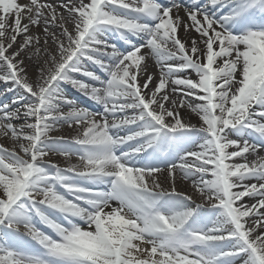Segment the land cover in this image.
Returning a JSON list of instances; mask_svg holds the SVG:
<instances>
[{"label": "snow or ice", "instance_id": "6c2138e0", "mask_svg": "<svg viewBox=\"0 0 264 264\" xmlns=\"http://www.w3.org/2000/svg\"><path fill=\"white\" fill-rule=\"evenodd\" d=\"M0 83V264H264V0H0Z\"/></svg>", "mask_w": 264, "mask_h": 264}, {"label": "bare ground", "instance_id": "6f19581e", "mask_svg": "<svg viewBox=\"0 0 264 264\" xmlns=\"http://www.w3.org/2000/svg\"><path fill=\"white\" fill-rule=\"evenodd\" d=\"M28 2H29V0H18V3H20V4H27ZM46 2L52 3L55 6H59L62 3V0H46ZM63 2L67 3L68 0H63ZM75 2L78 3L79 0H75ZM84 2L87 3L88 0H84ZM171 2H172V0L166 1L165 3H171ZM182 2L185 3V4H188L184 0H182ZM58 11H64V10H63V8H58ZM64 14L67 15L66 12ZM174 15H175V11H174ZM179 16L182 17L185 21H187V19H188V17L186 16V14H185V12H184L183 9L179 10ZM23 22L24 23H28L27 20H24ZM9 23H11V21H9ZM68 27H69V30H71V25H69ZM36 28L37 27H33L32 28V32L33 33H36V32H34V30ZM37 29L39 30V35L41 36L42 42H43V30H42L43 29V26H41L40 28H37ZM52 30L55 31L57 34H59V32H60V29L58 27L57 28H53ZM196 35L197 34L195 32H191L190 34H186L183 28H181L180 31H179L180 38L182 40L187 39V40H189V42H190L191 37H195ZM18 39H20V38H18ZM50 46L54 48V45H51V41H50ZM154 62H155L154 59H150L148 61V72L150 74H153L158 79L159 78V75H160V69L158 68L159 66L156 64V62L155 63ZM155 64H156V66H155ZM25 65L28 68L29 75L34 79L35 78V74H36L35 73V65L34 64H31L27 59L25 60ZM93 70L98 71L96 69H93ZM188 75H190L193 79H196V76H195L194 73L189 72ZM155 82L156 81L154 80L153 81V84L150 85V88L155 85ZM141 83H143V80H141ZM4 87H5V85L3 83H0V88H4ZM12 97H13V93H7L6 96H5L6 99H4L3 102H9V101H11L12 100ZM71 98L74 99V100H76V102L79 105L81 104V102L83 100L82 98L79 99L78 98V95L76 93H74V92H72ZM96 108H98V106ZM64 110L67 111L66 108ZM93 110H95V109H93ZM181 115L186 120H190L191 123H193V124H199L200 123L199 120H198V118L197 119H194V117H196L195 114H190L189 110H181ZM98 119H99V117H98ZM69 134H70V128L67 125L60 126L58 131H53L51 133V135L53 137H60V136H63L64 137V136H67ZM2 138H5V137L2 136ZM190 147H192L193 150L196 149V146L195 145H191ZM258 155L259 156H264V149H261L259 151ZM254 157H255L254 155L249 154L248 157H247L248 162L251 163L253 160H250V159H254ZM74 161H76V160H74ZM237 162L239 163V162H244V161L238 158L237 159ZM72 163H73V165L78 164L77 161L76 162H72ZM69 164H71V163H69ZM159 175L160 176L163 175V176H166L167 177V171H165V172H163V173H161ZM253 182H255V181H248V183H253ZM176 190L178 192L184 193L186 195H189L190 193L195 192L193 190L192 186H191V182L185 181V180L181 179L180 176H179V174H177V179H176ZM199 198H200V196H199ZM245 199H246V201H247V203L249 205H251L252 203H254V201L251 200V199H248V198H245ZM193 200L196 203H201L202 202L201 198L200 199L193 198ZM208 207L206 206L205 208H208ZM262 211H264V210H262Z\"/></svg>", "mask_w": 264, "mask_h": 264}, {"label": "rangeland", "instance_id": "374dc122", "mask_svg": "<svg viewBox=\"0 0 264 264\" xmlns=\"http://www.w3.org/2000/svg\"><path fill=\"white\" fill-rule=\"evenodd\" d=\"M34 32L39 34V30L37 28L34 30ZM197 118L198 117H194V119H197ZM75 135H76V131L73 128H70V134L67 135V136L71 139ZM0 144L4 145L5 147H8L10 149L13 147L12 141L9 138H6V137L2 138V135H0ZM17 151H19V150L17 149ZM255 159L256 158L254 157V159H250V160H255ZM46 160L47 161H51V162H53L56 165H60L61 164L60 167H68V164H69L68 159H65V157H63L61 155L50 154L48 157H46ZM75 160L78 162V164L80 163L78 157H76ZM160 179H161V183L163 184L164 188L168 189L169 188V181L166 179V176L161 175ZM189 195L192 196L195 199H197V198L200 199L199 198V194L196 193V192H192ZM38 226L41 227L42 230L49 231L43 225H38ZM21 231L23 232L24 230L21 229Z\"/></svg>", "mask_w": 264, "mask_h": 264}]
</instances>
